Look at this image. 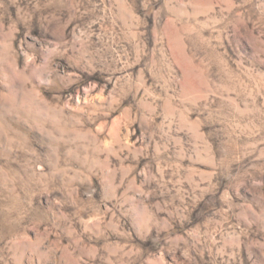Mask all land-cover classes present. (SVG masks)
<instances>
[{"label":"rangeland","instance_id":"374dc122","mask_svg":"<svg viewBox=\"0 0 264 264\" xmlns=\"http://www.w3.org/2000/svg\"><path fill=\"white\" fill-rule=\"evenodd\" d=\"M0 264H264V0H0Z\"/></svg>","mask_w":264,"mask_h":264}]
</instances>
